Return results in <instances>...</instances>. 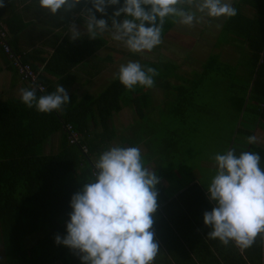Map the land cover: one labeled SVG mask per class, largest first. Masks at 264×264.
Listing matches in <instances>:
<instances>
[{"label": "trees", "instance_id": "obj_1", "mask_svg": "<svg viewBox=\"0 0 264 264\" xmlns=\"http://www.w3.org/2000/svg\"><path fill=\"white\" fill-rule=\"evenodd\" d=\"M123 2L120 0L119 5L108 6L107 15L102 14L99 19L113 14ZM243 2L255 9V15L247 17L236 8L237 14L227 18L224 24V29L247 44L248 52L239 67L242 73H237L238 66L224 64L214 56L208 58L203 70L195 73L190 80L178 73L176 64L160 60L142 64L158 71L151 88H161L165 95L168 94L163 103L166 109L159 111L160 124L150 117L155 112L151 106V88L137 85L134 90H127L118 77L94 96L86 95L79 99L70 95L68 104L51 113L38 112L35 107L28 108L21 99L0 102V264H82L80 259L74 260L71 256L76 251L57 244L55 236L63 238L67 234L66 222L72 211V195L81 190L84 183L94 179L93 160L98 159L100 153L115 140L117 134L112 116L121 109L123 102L131 101L137 109L144 110L140 119L144 123L138 121L140 125L137 123L132 135L121 137L118 146L125 147L126 141L131 146L144 142L145 165L151 164L150 170L154 169L160 177L157 203H167L158 206L153 230L159 234L173 231L169 226L171 224H167L162 217L170 202H182L184 206L211 202L194 179L187 181L189 185L173 197L164 192L161 180L163 176L173 179L175 171L181 174L183 159L176 157L177 143L188 129L184 126L189 125L192 114H197L193 111L198 103L197 91L212 75L223 73L232 76L231 80H221L230 89L225 102L230 104L235 117L256 116L264 128V0ZM84 40L73 44L75 51L72 50V53L80 54L73 58L76 62L85 57L81 54L83 42H89L85 53L89 56L102 47L92 39ZM170 78H174L175 83L170 82ZM39 82L44 83L40 77ZM44 86L45 91L40 96L54 91L50 86L46 91ZM90 115L100 125L99 132L90 131ZM68 123L82 135L81 141L86 145L87 153L80 145L68 142L64 128ZM236 131L244 136L252 135L240 127ZM56 132H61L57 150L42 153L45 140ZM144 135L147 136L145 140ZM249 150L247 152L260 155V167L264 169V151L253 144H250ZM179 182H183V175ZM188 211H191L190 208ZM159 216L161 218L156 219ZM60 217H64L65 222L60 223ZM166 225L169 231L164 230Z\"/></svg>", "mask_w": 264, "mask_h": 264}, {"label": "clouds", "instance_id": "obj_2", "mask_svg": "<svg viewBox=\"0 0 264 264\" xmlns=\"http://www.w3.org/2000/svg\"><path fill=\"white\" fill-rule=\"evenodd\" d=\"M80 3L81 0H39V6L53 15L58 11L66 13ZM91 4L81 12L89 39L111 31L113 40L137 54L151 52L163 42L162 26L168 18L193 27L237 14L231 0H124L108 18L109 25L107 19H97L93 9L107 15V7L119 5L120 0H91ZM70 33L71 40L81 36L74 25ZM157 75L155 68L132 60L121 64L116 73L127 90L137 85L151 88ZM20 99L41 113L60 111L70 102L67 91L58 84L54 92L39 97L35 88H22ZM256 140L255 136L247 137L248 143ZM210 158L215 163V174L207 186V197L214 207L203 213L204 224L211 228L207 236L218 238L224 245L234 241L247 249L258 235L264 239L261 157L247 151L237 155L231 148ZM92 176L94 179L72 195L67 234L63 238L56 235L55 242L76 251L82 264H154L160 252L153 232L160 177L145 165L140 148L109 147L95 160Z\"/></svg>", "mask_w": 264, "mask_h": 264}, {"label": "crops", "instance_id": "obj_3", "mask_svg": "<svg viewBox=\"0 0 264 264\" xmlns=\"http://www.w3.org/2000/svg\"><path fill=\"white\" fill-rule=\"evenodd\" d=\"M0 2L3 3V7H0V23L7 28V39L10 46L16 53L21 54L24 62L30 63L33 69L39 73L40 80L46 85V91L48 86L55 91L58 84L65 88L69 96L75 95L79 99L86 95L94 96L104 90L115 79L120 65L126 64L130 60L139 61L141 64L147 61L156 62L159 60L176 64L178 73L183 78L190 80L195 73L203 70V66L211 56L216 57L224 64L233 67L238 66L239 68L240 62L248 52L247 44L242 39L224 29L227 18L210 19V22L198 23L193 27L174 23L172 18H168L162 26L163 42L151 52L147 51L145 55L130 52L122 42L113 40L111 31H108L96 39H92L102 46L92 56L85 54L89 49V42H83L81 54H84L85 57L78 59L76 62L73 58L80 54L77 52L72 53V50L75 51L73 44L81 39L89 40L85 29V19L81 16L82 11L92 7L89 0H81V3L75 9L66 13L58 11L55 15L40 7L39 0H0ZM231 2L235 8L240 9V12L247 17L255 15V9L244 3L243 0H231ZM93 12L97 19L102 15L96 12L95 9H93ZM111 15L104 17L107 18L109 23H111V20L108 18ZM72 25L81 32L80 38L75 40L70 39ZM145 26H149L147 22H145ZM168 48L173 53L174 51L181 53L183 57L181 62L188 65V70L180 72V62L174 59L173 54V57H171L167 52ZM162 49L167 57L160 56ZM113 65L118 67L115 68ZM240 71L242 73L239 68L237 73H240ZM214 75L221 80L232 79V76L228 74L216 73ZM22 88L29 90L35 88L37 97L40 96L41 92L34 85L20 78L0 46V102L20 99V89ZM152 89H150L151 99ZM166 95L168 96L167 93ZM153 104V100H151V106ZM200 105L197 103L195 110H193L197 114L199 113L198 110L201 109ZM143 112L144 110L137 109L133 102H123L121 109L114 112L112 116L113 125L115 129L118 127L119 130L116 136L119 135L118 133L125 134L124 132L129 127L140 121ZM116 121L117 123L119 121L123 123L122 129L121 125H116ZM89 129L93 132L101 130L93 115L89 116ZM257 130L264 132L262 125H255L251 131V136L257 138L256 142L247 143V145L241 141V148L236 150L237 155L244 151H250V144L264 151V137ZM131 135L132 132L121 137ZM60 138L61 132L53 133L47 137L44 146L47 143L57 150ZM145 139H147V136L144 135ZM119 142L121 141L118 140L117 146ZM126 144H129V142H125V147ZM142 146H145L144 142L138 145L141 151ZM231 148H233V145L230 144L227 149ZM145 151L143 150L142 153H145ZM175 173L176 177L173 179L167 176L166 179L161 180L164 192L170 197L180 193L189 185L187 182L180 183L182 176L178 171H175ZM194 180L201 185V188L207 194V187L200 181ZM170 203L171 205L168 203L166 213L164 212L162 217L165 218L167 224H171L169 226L173 231H169L168 225L164 230L169 232L159 234L153 230L160 248L154 264H264V239L261 236H257V243L247 249H241L234 241L224 245L218 238L212 239L207 236L211 228L204 224L203 213L211 211L214 202H197L185 206L182 202ZM165 204L167 203L161 202L158 206ZM188 208L191 211H188ZM159 218L161 217L159 216L156 219ZM171 220L173 223H171ZM258 243L259 245H257ZM71 256L74 260L80 259L77 252L72 253Z\"/></svg>", "mask_w": 264, "mask_h": 264}, {"label": "rangeland", "instance_id": "obj_4", "mask_svg": "<svg viewBox=\"0 0 264 264\" xmlns=\"http://www.w3.org/2000/svg\"><path fill=\"white\" fill-rule=\"evenodd\" d=\"M167 52H169L171 57H173V54L174 59L177 62H180V72L188 70V65L181 62L183 57L179 51H174L173 53V51L168 48ZM146 53L147 51L141 55H145ZM160 56L167 57V54H165L163 49L161 50ZM116 63L120 64L118 62ZM113 67L117 68L118 66L113 65ZM214 77L215 79H213ZM170 82H175V79L170 78ZM229 92L230 89L226 88L225 82H221V79L216 75H212V77L205 82L204 86L199 88L197 91L198 95L196 101L201 104V109L198 110L197 107L199 113L195 116L192 114L190 117V120L193 119L192 122L189 120V125L186 124V126H184L188 127V129L186 132H183V137H181L177 143L178 150L176 151V157L178 160L183 159L181 162V174L183 175L184 183L190 179H196L207 187L212 176L215 174V163L210 157L217 152H225L230 144L233 145L235 150H237L241 148V141H243L244 144L248 143L247 136H244L242 132H237V127L251 132L255 125L261 126V124L258 123L259 120L256 116L246 115L244 117H240L239 119L235 117L236 114L230 107V104L225 102L227 98L226 95H228ZM165 99L166 96L163 89H152L151 100H153L154 104L152 107L155 109V112L151 113L150 117L155 123L161 122L159 120V111L166 109L163 105ZM141 115L143 116L144 114ZM131 119L133 120V117ZM140 122L144 123L141 120ZM121 123L122 122L120 121L118 123L116 121V125H121L122 129L123 123ZM137 123L138 122H136L135 125H132V127H129V129L124 132L125 134L118 133L119 135L116 136L115 140H113L109 146H117L118 140L120 141L121 136L126 135V133L129 135L134 131V129H136L138 124L140 125V123ZM169 124L171 125L172 122ZM117 132H119L118 127L116 128V133ZM257 132L264 137L263 131L257 130ZM126 147H131V145L126 144ZM141 149L142 151L146 150L145 146H142ZM55 150L56 148H54V146L51 147L46 143L44 149L41 152L45 153ZM147 166H149V168L152 167L151 164ZM162 179H166L165 176H163ZM65 220L66 219L64 217H60L59 222L63 223Z\"/></svg>", "mask_w": 264, "mask_h": 264}, {"label": "built area", "instance_id": "obj_5", "mask_svg": "<svg viewBox=\"0 0 264 264\" xmlns=\"http://www.w3.org/2000/svg\"><path fill=\"white\" fill-rule=\"evenodd\" d=\"M8 32L7 28L0 23V46L7 56L10 64L16 69L22 80H25L32 85H34L38 91L44 92L45 86L39 82V73L32 68L31 64L28 62H24L22 60L21 54L16 53L8 42ZM65 131L67 133V139L70 144H77L81 146V149L84 153H87L88 149L86 145L82 143V136L76 130H74L71 124H66L64 126ZM94 162L92 163V172L94 171Z\"/></svg>", "mask_w": 264, "mask_h": 264}]
</instances>
